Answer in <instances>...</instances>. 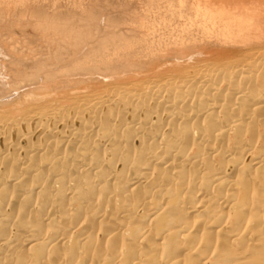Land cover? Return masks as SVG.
Returning a JSON list of instances; mask_svg holds the SVG:
<instances>
[{
	"label": "bare ground",
	"instance_id": "6f19581e",
	"mask_svg": "<svg viewBox=\"0 0 264 264\" xmlns=\"http://www.w3.org/2000/svg\"><path fill=\"white\" fill-rule=\"evenodd\" d=\"M248 1L205 0L209 41L174 64L69 44L9 67L0 264H264V29Z\"/></svg>",
	"mask_w": 264,
	"mask_h": 264
},
{
	"label": "rangeland",
	"instance_id": "374dc122",
	"mask_svg": "<svg viewBox=\"0 0 264 264\" xmlns=\"http://www.w3.org/2000/svg\"><path fill=\"white\" fill-rule=\"evenodd\" d=\"M204 1L0 0V92L7 89L9 74L16 73L12 66L25 68L52 45L71 44L81 53L107 54L137 66L152 59L174 64L183 53L194 57L209 41L197 13ZM242 6L245 23L264 29V0Z\"/></svg>",
	"mask_w": 264,
	"mask_h": 264
}]
</instances>
